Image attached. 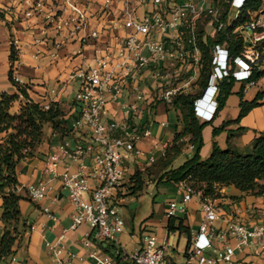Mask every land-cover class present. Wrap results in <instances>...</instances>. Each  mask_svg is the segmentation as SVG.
<instances>
[{"label": "built area", "instance_id": "obj_1", "mask_svg": "<svg viewBox=\"0 0 264 264\" xmlns=\"http://www.w3.org/2000/svg\"><path fill=\"white\" fill-rule=\"evenodd\" d=\"M252 0H104L96 12L74 0H64L62 9L55 11L43 0H24L21 14L32 18L42 15L45 28L35 45L47 43L45 37L52 29L57 50L64 39L78 38L91 22L98 27L82 38L92 50L83 57L82 66L74 74L79 80L75 102L80 108L77 129L88 128L92 134L88 146L77 145L63 154L80 163L76 173L68 169L62 175L64 188L75 207L73 226L83 223L92 233L84 246L89 249L90 264H178L171 262L167 250L176 233L168 226L163 236L144 228L140 242L128 253L119 243L126 221L119 206L125 204L129 193L126 182L129 169L124 152H136V144L148 132H132L125 138L113 134L120 128L116 122L104 123L109 102L123 100L127 92L143 101L149 95L153 104L163 102L173 106L177 96L198 94L194 103L195 116L202 122H212L218 112V96L223 81L234 79L256 87L254 74L264 80V0L258 11L247 9ZM230 6L229 11L225 6ZM236 10L248 16L242 24L231 27L230 12ZM246 10L245 12H243ZM227 14V20L224 16ZM209 28L218 37L241 33L243 50L233 55L227 41L214 44L210 54L209 79L205 89L201 78L205 70L203 38ZM232 30V31H231ZM144 80H150V91L141 90ZM149 88V86H148ZM49 109V105L45 106ZM139 110L137 103L126 107L127 113ZM194 149V146H191ZM94 152L92 172L86 173L82 159ZM58 157L53 158L57 167ZM153 163V159L151 161ZM91 178L97 180L92 184ZM48 185L40 183L27 188L33 201L47 196ZM180 200H173L165 210V218L179 222L189 213L188 206L197 203L201 220L197 233H192L184 251L182 264H264V221L248 225L233 213L226 212L216 200L204 196L188 180L177 185ZM48 217L55 219L46 209ZM263 213L252 218L262 219ZM134 237V236H132ZM180 241L177 247L179 248ZM174 248V247H173ZM177 248V250H178ZM57 264H85L64 246L52 247ZM174 251L176 249H173Z\"/></svg>", "mask_w": 264, "mask_h": 264}, {"label": "crops", "instance_id": "obj_2", "mask_svg": "<svg viewBox=\"0 0 264 264\" xmlns=\"http://www.w3.org/2000/svg\"><path fill=\"white\" fill-rule=\"evenodd\" d=\"M74 1L94 12L99 10L104 3V0ZM23 2L24 0H0V12L5 16V19L0 18V92L19 95V100L12 107V114H18L30 100L41 103L44 107L51 103H59L66 114L64 121L68 132L58 133L50 125H46L43 141L37 147L35 156L18 164V193L24 197L20 202L21 224H25L31 229L20 236L14 247V253L0 261V264H57L52 250L53 246H64L66 248L64 258H67V253H72L79 259H83L85 264H90L89 249L84 246V243L90 238L92 229L88 223H83L75 229L72 228L75 207L69 199L68 191L63 186L62 175L66 169L71 173H76L80 168V163L64 155L63 149L72 152L77 145L88 146L92 139V134L88 128L77 129L74 127V124L80 118V108L75 102V95L79 90L80 82L74 74L80 68H86V66H82V60L91 51V47L88 45L90 41L83 42L82 38L88 31L95 29L97 26L95 22H91L89 28L78 38L64 39L61 51L55 50L51 45L56 38V34L52 29L48 30L45 37L47 43L36 46L33 41L34 38L43 37L42 30L45 28L43 18L41 15L17 20L19 16L21 17ZM43 2L55 11L62 9L64 4V0H43ZM240 17L237 12L233 13L232 10L229 18L230 26L234 27L235 25L236 27L238 24H242L239 23ZM231 36L240 38L242 35L239 31H236ZM203 43L205 45L204 62H206V55H209L210 58L214 44L218 43V37L212 33L211 28L203 38ZM12 47H15L19 52L18 60L13 63L11 62ZM82 52L85 55L81 56ZM11 71H13L14 78L18 83L28 87L30 100L24 98L11 83ZM257 81V86L252 88L248 87L246 83L235 82L225 108L217 112L214 120L209 122L210 124L203 130L202 136L207 152L205 154L202 148V157L208 158L210 156L208 154L209 152L212 153L214 143H217L224 150L230 145L241 153L251 151L255 138L260 133H264V99L259 101L260 106L252 109L239 124L228 122L239 117L241 93L243 94V101L252 102L259 92H264V86L262 85L264 80ZM150 85V80H144L141 90L148 93ZM150 99L148 95L143 101L137 102L135 95L127 92L123 100L117 103H108V116L103 119L104 123L116 122L120 125V128L113 134L115 138H125L127 134L132 132L149 133L148 136L143 137L136 144V151L139 150L141 156H137L136 152H124L127 157L129 180L137 171L149 174V170L164 158L166 150L173 143L176 134L183 130L180 112L176 108L167 106L163 102L153 104ZM134 103L138 104L139 110L127 113L126 107ZM224 123H228L229 126L225 127V131L220 135L214 137V128H219ZM239 128H245L246 131L236 133L229 141V133L235 132ZM6 136L7 133L0 132V143ZM185 141H188V139H185ZM191 146L188 145L183 150V153L174 161L172 169L182 166L188 160L175 167L174 164L183 154L191 155V158L194 156L196 150L191 149ZM54 157L59 158L57 167L53 166ZM93 157L94 152L87 154L82 159L83 164L87 167L85 172L88 174L92 172ZM151 159H153V163L150 162ZM91 182L92 184L98 183L93 178H91ZM40 183L48 185L47 196L40 201H33L29 197L27 188ZM125 187H128V184ZM146 190L152 191L155 201L164 197L166 199L162 216L143 223L141 231L145 227L148 230L155 228L156 233L163 236L169 225V221L165 218V210L171 201L180 200L181 196L178 194L176 185L164 181L159 182V179H156V181L148 179ZM137 200L129 198L125 201V204L130 206L136 203ZM216 202L226 212L235 214L237 218L248 225L260 224L264 221V198L244 195L235 187H229L221 190V198ZM46 209L55 219L48 217L45 212ZM136 209L137 207L133 210ZM188 210V215L183 218V224L189 229L191 235L192 227L189 224L188 217L190 215L194 221L200 218L199 205L191 203ZM3 211V195L0 194V241L7 228L2 220ZM260 213H263L262 219L252 218L254 214ZM175 226H178V223H175ZM120 245L125 249L121 243ZM175 252L178 251L175 250ZM168 258L171 262L177 263L173 257L168 256Z\"/></svg>", "mask_w": 264, "mask_h": 264}, {"label": "trees", "instance_id": "obj_3", "mask_svg": "<svg viewBox=\"0 0 264 264\" xmlns=\"http://www.w3.org/2000/svg\"><path fill=\"white\" fill-rule=\"evenodd\" d=\"M261 7L260 0H252L247 9L258 11ZM230 6L226 5L225 10L229 11ZM244 10L243 12H245ZM0 18L4 15L0 13ZM227 20V14L224 16ZM248 20V16L241 13L239 23ZM227 41L232 50V54L239 55L243 50V41L240 38L227 34H222L218 43ZM11 62H15L16 51L11 49ZM205 70L203 71L201 85L205 89L210 73V58L205 57ZM262 78L259 74L253 75V80ZM10 81L18 89L20 94L30 100L28 87L22 86L15 78L13 71L10 72ZM235 85L233 78L225 80L220 85L218 96V112L225 108L226 102L232 93ZM199 97L198 94L177 96L173 101V107L180 112L183 130L177 133L173 143L167 148L165 156L155 166L149 170V174L137 171L129 180L126 198L139 199L146 189L147 180L159 179V182L172 183L178 185L184 180L190 183L204 196L213 199L221 197L220 191L224 188L235 187L244 195H252L264 198V133H260L252 144L249 153L243 154L230 145L227 149H221L214 143L211 155L204 158L201 150L204 146L203 130L209 122H201L194 113V103ZM241 97V110L239 117L228 123L239 124L252 109L260 106L259 101L264 99V92H259L256 99L252 102L243 101ZM19 95H10L0 92V132L7 133L6 138L0 143V194L3 195V216L2 220L7 225L6 231L0 241V261L14 253V247L20 236L31 228L21 224L20 202L24 197L18 193V164L28 158L35 156L37 147L42 143L44 137V127L50 125L58 133H67L64 121L65 111L59 103H51L49 109L41 103L29 101L22 107L18 114H12L11 110L15 102L19 100ZM224 123L219 128H214V137L225 131L229 126ZM245 128H239L235 132L229 133L230 141L236 133L245 132ZM188 139V141H185ZM194 146L196 150L194 156L188 159L182 166L172 169L174 161L183 153L188 146ZM155 177V178H154ZM178 226L174 221H170L168 227L172 231L187 233L189 229L180 219Z\"/></svg>", "mask_w": 264, "mask_h": 264}, {"label": "rangeland", "instance_id": "obj_4", "mask_svg": "<svg viewBox=\"0 0 264 264\" xmlns=\"http://www.w3.org/2000/svg\"><path fill=\"white\" fill-rule=\"evenodd\" d=\"M1 14H3V13H1ZM23 18L28 19L27 17H24L21 14V17L19 16L17 18V20L20 21ZM1 19H5V16H4V18H1ZM96 26H97V24H96ZM35 39H37V38H34V40ZM56 40H57V38H55V40H53V42L51 41L52 42L51 45H52V47H54L55 50H57V48L55 46ZM62 47H63V45H61V47L57 51H61ZM15 51H16V58L18 60L19 52H18V50H16V48H15ZM82 55H85L84 52L81 53V56ZM89 56H92V50L90 51L88 56H85V57H89ZM210 72H211V69H210ZM262 85L264 86V82ZM203 152L205 154L207 152L206 147H204V146H203ZM247 153H249V152L245 151L243 154H247ZM208 155H211V152H209ZM208 155H206V156H208ZM189 158H191V155L183 154L174 164L175 167L180 166ZM220 194H221V191H220ZM165 199L166 198L164 197V198H160V199L155 201L153 194H152V191L146 190L142 194V196L137 200V203L139 205L137 206L136 210H131L129 204L119 206L121 216L126 221V226H125L124 232L119 238H120V243L125 247V249L128 251V253H132V251L134 249V244L140 242L141 232H142L141 231L142 224L147 223L151 219L160 218L162 216V213L164 211ZM218 199H214V200L217 201ZM200 211H201V208L199 207V213H200ZM200 217H201V213H200ZM188 219H189V224L192 227L191 232L197 233L201 218L194 221L192 219V217L189 215ZM195 225H196V227H195ZM133 229H134V231H133ZM132 235L134 237H132ZM189 239H190L189 234H187V233H181L180 234L179 231H176V233L175 234L173 233L171 236V244L174 248L173 247H171V249L169 248L167 250V255L173 257L178 264H182L185 262V257L183 255V253H184V251L188 245ZM178 241H180L179 248L177 247ZM177 248H178V250H177ZM173 249H176V251H178V252H175Z\"/></svg>", "mask_w": 264, "mask_h": 264}, {"label": "water", "instance_id": "obj_5", "mask_svg": "<svg viewBox=\"0 0 264 264\" xmlns=\"http://www.w3.org/2000/svg\"><path fill=\"white\" fill-rule=\"evenodd\" d=\"M137 205H138V203H137V202H136V203H133V204H131V205H130V209H131V210L135 209V208L137 207Z\"/></svg>", "mask_w": 264, "mask_h": 264}, {"label": "bare ground", "instance_id": "obj_6", "mask_svg": "<svg viewBox=\"0 0 264 264\" xmlns=\"http://www.w3.org/2000/svg\"><path fill=\"white\" fill-rule=\"evenodd\" d=\"M236 12V10L233 11V13Z\"/></svg>", "mask_w": 264, "mask_h": 264}]
</instances>
